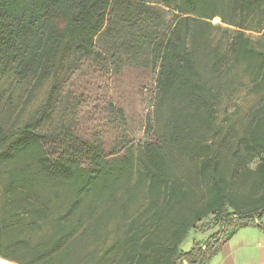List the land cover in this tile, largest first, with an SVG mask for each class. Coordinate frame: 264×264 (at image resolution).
<instances>
[{
    "label": "trees",
    "instance_id": "1",
    "mask_svg": "<svg viewBox=\"0 0 264 264\" xmlns=\"http://www.w3.org/2000/svg\"><path fill=\"white\" fill-rule=\"evenodd\" d=\"M214 18L234 27L225 47L212 39V30H222ZM244 30L261 35L251 39ZM68 35L75 55L70 73L90 61L108 72L105 52L115 57L126 45L147 53L157 70L152 109L164 111V130L155 137L148 115L135 155L132 145L106 153L94 135L75 134L68 125L63 146L48 152L39 127L52 90L16 130L0 125V258L15 264H208L238 229L256 226L264 233V0H0V70L18 80L32 77L36 87L49 79ZM238 65L262 95L239 137L215 145L216 105L226 74ZM117 114L124 119L121 107ZM174 152L193 160L186 179L174 171ZM133 177V188L146 183L148 201L124 236L103 252L76 255L75 246L100 238L99 203ZM209 214L219 229L182 251L187 232ZM43 228L48 233L34 242L31 236Z\"/></svg>",
    "mask_w": 264,
    "mask_h": 264
},
{
    "label": "rangeland",
    "instance_id": "2",
    "mask_svg": "<svg viewBox=\"0 0 264 264\" xmlns=\"http://www.w3.org/2000/svg\"><path fill=\"white\" fill-rule=\"evenodd\" d=\"M211 23L222 26V30H212L211 36L214 42L218 41L225 47L234 27L220 23L218 18H214ZM244 34L257 39L261 32L244 30ZM73 38L69 35L65 37L56 56L52 76L36 87L32 77L18 80L13 71L0 70V125L5 128L13 126L16 130L34 116L52 90L48 114L39 127V131L47 135L45 147L48 152L59 151L65 140L63 133L71 125L75 134L94 135L96 140H100L106 153L117 152L122 147L132 145L136 155L144 141L148 115L154 125L155 137L164 130V111L156 112L152 109L157 71L152 58L147 53L142 54L135 47L126 45L127 51L124 52L123 48L121 54H116L115 57L108 58L110 54L105 52L110 62L108 72L98 68L96 62L90 61L80 70L70 73L75 65ZM97 46L99 49L104 47L100 43ZM222 93L216 105V135L212 139L215 145L220 143L221 138L231 141L239 137L249 110L262 95V91L251 86L243 65H238L226 74ZM110 103L113 104L114 111L110 110ZM119 107L123 109L124 119H120L117 114ZM174 154L175 173L188 178L193 160L184 153ZM256 161H252L249 166L253 168ZM134 180L133 177L127 184H123L121 180L114 197L103 199L99 203L98 213L103 216L100 238L75 246L76 255L83 257L96 251L103 252L124 236L127 222L138 216L148 201L146 183L133 188ZM51 186L48 183L46 189ZM1 202L0 198V211ZM123 204L126 205L125 209ZM219 227L216 215L209 214L188 232L180 248L189 250L195 238L205 235L202 232L212 231L213 234ZM47 233L48 228H43L31 238L34 242L39 241Z\"/></svg>",
    "mask_w": 264,
    "mask_h": 264
},
{
    "label": "crops",
    "instance_id": "3",
    "mask_svg": "<svg viewBox=\"0 0 264 264\" xmlns=\"http://www.w3.org/2000/svg\"><path fill=\"white\" fill-rule=\"evenodd\" d=\"M259 223L264 224V213L262 214ZM191 230L193 229H190L189 231ZM202 233L205 235L203 237L201 236V238H195L191 247L194 243L203 244L210 237L212 231ZM187 234L183 240L186 238ZM0 264L12 263L0 259ZM208 264H264V233L260 231L258 227L256 228V226L246 227L236 231L221 246L219 252L209 261Z\"/></svg>",
    "mask_w": 264,
    "mask_h": 264
}]
</instances>
